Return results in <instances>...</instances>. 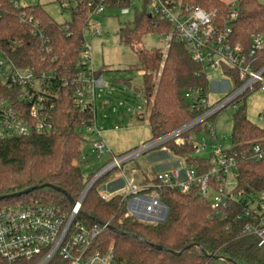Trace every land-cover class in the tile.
I'll use <instances>...</instances> for the list:
<instances>
[{
  "label": "trees",
  "instance_id": "trees-1",
  "mask_svg": "<svg viewBox=\"0 0 264 264\" xmlns=\"http://www.w3.org/2000/svg\"><path fill=\"white\" fill-rule=\"evenodd\" d=\"M88 1L75 0L73 6L64 7L69 11V19L58 23L39 2L17 8L11 0H0V55L17 66L31 68L36 75L51 74V86L43 94L46 120L54 127L50 132L32 128L25 136L0 139V196L47 183L61 188L75 200L85 185L77 161L81 160V143L90 135L82 130L83 124H88L93 114L88 108L74 105L72 80L84 70L79 58L90 15ZM95 1L105 8H126L129 4V0ZM190 2L206 10L216 9L222 16L229 12L224 0ZM235 2L237 15L229 24L232 40L246 49L251 33L264 37V0ZM22 11L38 23L42 38L34 33L33 26L19 21ZM169 27L168 23L148 16L143 10L135 12L132 21L119 24L116 35L121 45L132 48L148 32L162 34ZM252 63L255 69L264 65V46L253 56ZM137 65L144 70L150 137L168 132L193 116L183 91L189 86H199L206 91L209 81L182 43L169 41L164 52L142 49L137 52ZM224 73H229L237 84L235 73L229 69H224ZM13 92L0 79V98L10 97ZM231 115V150L238 153L233 193L255 198L264 191V160L245 156L253 144L264 143V126L247 117L244 101L238 103ZM36 121L29 119L32 125ZM166 148L174 155H184L191 150V145L168 143ZM185 159L188 164L194 162V158ZM100 179L85 195L78 218L88 225L93 224V220L107 222L124 232L120 234L105 228L96 239L98 248L112 250L120 264H264V244L258 245L255 235L244 232V227L257 223L259 217L236 219V215L243 212L241 200H231L228 207L222 209L225 213L222 217L215 214L211 203L195 188L186 193L161 188L158 197L167 207V215L163 222L149 224L125 215L122 195L114 193L107 199L102 198L97 189ZM29 200L55 204L64 210L70 208L65 196L49 186L28 194L4 197L0 199V208ZM154 245L164 249L157 250Z\"/></svg>",
  "mask_w": 264,
  "mask_h": 264
},
{
  "label": "built area",
  "instance_id": "built-area-1",
  "mask_svg": "<svg viewBox=\"0 0 264 264\" xmlns=\"http://www.w3.org/2000/svg\"><path fill=\"white\" fill-rule=\"evenodd\" d=\"M14 7L33 3L20 4L11 0ZM144 11L169 24V29L161 35L169 41L182 43L192 59L199 64L200 72L206 74L220 71L221 79L226 82V89L221 90L220 97L210 102L208 89L203 91L199 86H189L183 91L193 116L176 128L150 137L136 147L118 154H110L105 144L97 139L90 145V152L109 155V159L90 176L79 196L68 210L55 204L42 203L38 200L16 202L0 208V262L3 264H120L112 250L102 251L96 239L105 225L84 224L79 220L84 191L103 175L134 157L148 151L166 147L168 143L191 145V150L184 155H174L176 160L171 166L153 170L150 179L137 186L130 182L125 185L126 193L121 200L125 202V215L144 223L163 222L167 215V207L158 197V189H177L186 193L195 188L197 193L208 200L215 214L225 217L222 209H226L231 200L243 203V216L259 217L257 223L244 227V232L258 238V245L264 244V193L249 198L242 193H233L237 175V151L227 146L226 137L216 132L215 123L223 112H233L244 97L255 90L264 91V65L255 69L253 56L264 46V37L259 33L250 34L248 48L233 42L230 22L236 18V2L227 3L229 12L222 16L216 9L206 10L194 5L190 0H142ZM90 13H101L105 6L95 0L87 2ZM126 10V8H123ZM19 21L37 29L38 23L30 14L22 11ZM94 33L98 34L97 30ZM84 44L80 52L79 63L84 70L77 73L72 80L74 87L73 102L79 108H88L94 112L96 91L106 86L102 74H94L91 69V46ZM44 49L50 52V48ZM235 73L238 81L235 85L229 73ZM0 79L14 91L10 97L0 98V139L27 135L32 128L39 132L54 130L46 120L47 106L43 92L51 86V74L36 75L29 67H20L7 57L0 55ZM37 121L32 125L29 119ZM264 126V115H259ZM82 130L87 133H99L94 119L83 124ZM201 134L197 141L198 134ZM206 135L213 141L209 154L200 153L208 148L204 142ZM195 154V155H192ZM186 157L193 163L188 164ZM247 159L264 160V143L258 142L251 146L245 156ZM83 160V158H82ZM203 165L205 167H203ZM113 195V194H111ZM110 195V196H111ZM107 199L110 196L101 195ZM107 223V222H105Z\"/></svg>",
  "mask_w": 264,
  "mask_h": 264
},
{
  "label": "rangeland",
  "instance_id": "rangeland-1",
  "mask_svg": "<svg viewBox=\"0 0 264 264\" xmlns=\"http://www.w3.org/2000/svg\"><path fill=\"white\" fill-rule=\"evenodd\" d=\"M17 1L20 4L41 3L50 17L58 23L69 19V11L64 7L75 4V0H62L61 3L59 0ZM224 2L235 3V0H224ZM144 7L145 4L142 0H129L126 10L114 7L105 8L101 13L92 12L89 15L88 26L84 30L86 42L91 46L90 65L93 69L102 71L104 82L107 83V86H103L100 91H98L99 89L96 91L94 101L97 107L96 124L103 131L113 129V125L116 129H126L130 133H134L137 139L140 136L147 139L150 132L147 123L149 104L144 102L147 99L143 87L144 70L137 65V52L142 49H161L164 52L168 39L158 32H148L131 48L119 43L116 31L119 24L132 21L135 12H142ZM95 30L99 33H94ZM220 77L221 74L218 70L210 75L209 89L211 86L220 83L226 86V82L214 81V79H221ZM209 92V101L213 102L218 92ZM242 101L245 104L247 117L252 122L260 125L259 115H264V91L255 90L250 92ZM139 113H141L142 119L137 117ZM106 116L107 118H105ZM108 121L111 122V125L105 128L104 123ZM232 123L233 118L228 111L223 112L215 124L216 132L222 133L226 137L225 142L230 141ZM103 136L105 137L106 133ZM203 136L208 148L200 154L207 156L213 141L205 134ZM200 138L201 134L199 133L196 138L197 141ZM85 139L81 143V160L77 163L86 185L91 174L105 163L106 156L91 153L87 140L90 139V135H87ZM175 160L176 158L172 156L166 147L148 151L129 160L121 168H114L103 175L97 183V189L104 196H110L114 193L124 195L127 182L133 185L138 184L136 176L150 179L153 170L169 167Z\"/></svg>",
  "mask_w": 264,
  "mask_h": 264
},
{
  "label": "crops",
  "instance_id": "crops-1",
  "mask_svg": "<svg viewBox=\"0 0 264 264\" xmlns=\"http://www.w3.org/2000/svg\"><path fill=\"white\" fill-rule=\"evenodd\" d=\"M91 69L93 70V72H97V73H94L96 75L97 74H102V71H100V70H95L92 67H91ZM214 72L215 71H212V72H209L207 74L208 81L211 80L210 75L212 73H214ZM219 73H220V71H219ZM102 76H103V74H102ZM214 80H220V79H214ZM106 86H107V83H106ZM225 89H226V86H224L221 83L219 85H216V86L215 85L211 86L210 89H209V85H208V98L210 96V92L209 91L218 92V94H216V98L213 101L217 100L220 97V95H221L220 91L221 90H225ZM94 101H95V99H94ZM144 102H145V104H147V99H145ZM96 110H97V107L95 106V103H94V112H92V114H93V119H94L96 128L99 130V133L98 134L90 133V139H88L89 148H90V145H91V143L93 141H95L97 139H100L105 144L106 148L110 151V154H118V153H122V152H124L126 150H129L131 148H134L138 144H140L142 141L147 140V139L150 138V132H149V136L147 137V139L142 137V136H140L139 139H137V136H135L134 133H130L126 129H116V128H114V125L112 126L113 129H108V130H105V131L100 130L98 128V126L96 124V120H95V118H96L95 114L97 112ZM229 113L232 114V112H229ZM220 116H221V114L218 116V118H220ZM137 117L139 119H142L141 113L137 114ZM105 118H107V116ZM218 118L216 120V123L218 121ZM104 124L106 126L105 128H107L108 126L111 125V122L108 121V122H105ZM148 130H150L149 127H148ZM105 133H106V136L104 137L103 135ZM220 134H222V133H220ZM226 143H227L226 144L227 146L231 145L230 141H227ZM110 154L109 155H105L106 156V161L109 159ZM136 180H138V184H136L135 186L144 183L147 179H146V177H138V176H136Z\"/></svg>",
  "mask_w": 264,
  "mask_h": 264
},
{
  "label": "water",
  "instance_id": "water-1",
  "mask_svg": "<svg viewBox=\"0 0 264 264\" xmlns=\"http://www.w3.org/2000/svg\"><path fill=\"white\" fill-rule=\"evenodd\" d=\"M43 186H49L50 188L55 189V190L61 192V193L65 196V198H66V200L68 201V203H69L70 205H73V203H74V199H72L71 196H70L69 194H67V193H66L64 190H62L61 188L56 187V186H53V185H51V184H47V183H44V184H41V185L30 186V187H27V188H25V189L19 191V192H16V193H13V194H10V195L0 196V199H2V198H4V197H8V196H14V195H15V196H18V195H22V194H28L29 192H31V191H33V190L39 188V187H43ZM90 187H91V186H89V187L84 191V194H83L84 196H83V198H84L85 195L87 194V192H88V190H89ZM93 221H94L95 223H97V224L105 225L106 228L112 230L113 232L120 233V234H124V232L117 230L114 226H112V225H110V224H108V223L101 222V221H98V220H93ZM154 248L157 249V250H163V249H164L162 246H159V245H154ZM178 253H180V252H178Z\"/></svg>",
  "mask_w": 264,
  "mask_h": 264
}]
</instances>
